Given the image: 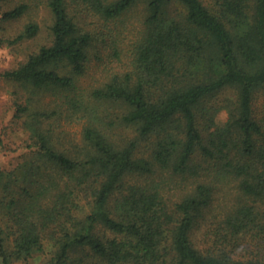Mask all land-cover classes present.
Instances as JSON below:
<instances>
[{"label": "trees", "instance_id": "16d2710c", "mask_svg": "<svg viewBox=\"0 0 264 264\" xmlns=\"http://www.w3.org/2000/svg\"><path fill=\"white\" fill-rule=\"evenodd\" d=\"M43 5L49 43L1 76L59 100L29 116L32 161L0 168V264H264V0H0L1 21L30 16L12 42ZM116 109L148 154L109 132ZM56 115L87 118L81 144H55Z\"/></svg>", "mask_w": 264, "mask_h": 264}, {"label": "rangeland", "instance_id": "374dc122", "mask_svg": "<svg viewBox=\"0 0 264 264\" xmlns=\"http://www.w3.org/2000/svg\"><path fill=\"white\" fill-rule=\"evenodd\" d=\"M142 6L135 9L129 17L127 27L129 28L126 35H129V41L132 36L133 27L139 26L138 15L141 13ZM33 19L40 25V32L34 39L26 41L12 42L15 36L22 30L26 22L29 21L30 16H25L21 20L13 22L1 21L0 15V168L7 173H21L24 163L32 161L33 155H31L26 147L32 140L33 133L28 127L29 116L39 107L48 108L51 103L57 99L52 91H37L21 86L20 84L7 81L2 78L1 73L15 68L20 63L25 61L29 53L38 50L44 44L49 43L51 39L50 27L52 24V16L49 9L43 5L36 12L30 13ZM95 22L93 27L98 24L99 21L91 19L87 25ZM128 37L125 40V44L128 42ZM104 64L99 63L96 60L92 61L89 65L88 73L82 77L81 84L83 89H90L93 86H98L102 81V77L105 73ZM227 97H233L231 91L225 92L220 95L218 103L223 104V100ZM259 100L263 98V94H259ZM18 105L29 107V111L25 114L18 112ZM121 111L119 109L112 110L106 114H110L111 128L109 132L113 134V137L118 140L122 145L129 141H139V151L141 154H148L150 151V143L144 139H141L137 128L134 126L126 125L117 120ZM20 115V117L18 116ZM227 112L222 111L217 116V121L224 123L227 120ZM115 121H118L114 124ZM87 124V118H80L75 115L59 117L56 115L51 119H48L45 123V128L50 129L52 132V139L55 144H61L62 149H72L74 145L81 144L82 132ZM139 153V152H138ZM85 210L88 211L89 205L87 202H83ZM2 211L0 210V215ZM6 225V221H3L0 216V224ZM47 259V255L39 253L29 262H15L13 264H44Z\"/></svg>", "mask_w": 264, "mask_h": 264}]
</instances>
